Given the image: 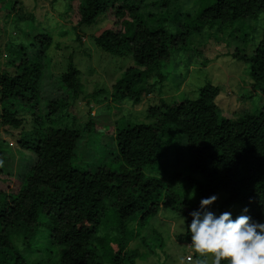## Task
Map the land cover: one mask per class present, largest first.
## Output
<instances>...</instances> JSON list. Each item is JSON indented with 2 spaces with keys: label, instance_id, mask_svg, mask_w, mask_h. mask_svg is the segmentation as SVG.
Segmentation results:
<instances>
[{
  "label": "trees",
  "instance_id": "obj_1",
  "mask_svg": "<svg viewBox=\"0 0 264 264\" xmlns=\"http://www.w3.org/2000/svg\"><path fill=\"white\" fill-rule=\"evenodd\" d=\"M57 1L65 3L66 15L75 0L52 4ZM188 1L157 0L154 6L144 0H78V20L72 27L91 26L107 16L114 28L95 37V45L103 53L132 61L112 84L111 103L138 104L157 86L162 88L168 82L162 74L165 63L173 50L186 49L190 39H204L205 45L212 37L219 39L224 27L243 25L264 13V0H198V7L188 3L182 9ZM40 37L41 53L29 56L31 46L19 47L11 62L14 73L0 74V133L11 135L21 160L31 154L18 187L0 166V264H29L15 241L29 248L41 228L53 249L34 264H50L54 257L53 264H135L137 253L128 249L134 239L151 254L163 250L162 236L151 225L161 208L185 217L187 225L188 213L198 208L200 199L218 193L225 195L224 206L238 205L233 218L247 207L252 219L264 220V27L248 55L239 49L231 54L249 65L251 89L262 96L258 109L222 117L215 104L219 89L206 84L195 99L149 107L151 123L115 121L107 133L111 159L96 172L76 167L73 159L82 135L99 129L91 117L76 123L67 110L78 99L90 105L89 97L97 92L83 95L80 71L69 56L59 82L70 95L48 101L44 114L38 112L42 57L52 61L47 53L51 38ZM76 41H81L79 35ZM198 53L204 65L207 59ZM54 117L67 125L50 127ZM175 134L185 146L182 157L188 174L174 173L171 179L194 192L191 205L163 180L142 172L164 153L172 155ZM180 237L190 241L186 230Z\"/></svg>",
  "mask_w": 264,
  "mask_h": 264
},
{
  "label": "rangeland",
  "instance_id": "obj_2",
  "mask_svg": "<svg viewBox=\"0 0 264 264\" xmlns=\"http://www.w3.org/2000/svg\"><path fill=\"white\" fill-rule=\"evenodd\" d=\"M0 0V74L14 73L11 62L19 47L31 46L28 55L39 54L44 48L40 44L44 34L51 38V47L47 53L51 56V62H46L42 57V69L39 84L40 101L38 112L44 114L48 101L66 98L70 92L63 89L59 82L60 72L67 65V58L72 57L73 65L80 71V81L83 85V95H90V105L85 100L78 99L67 112L75 116L76 123L92 118L93 124L98 130L95 133L84 134L77 143L73 164L76 167L96 172L111 159V143L108 134L115 121L124 124H148L152 122L148 116L149 107L158 106L160 102L171 103L174 100L195 99L200 87L210 84L219 89L215 98L218 114L222 117L234 118L244 111L254 112L262 104V96L259 91H252V81L248 75V63L233 58L231 54L236 49L244 51L246 55L258 40L264 27V13L257 18L245 21L243 25L235 23L221 29L219 39L212 37L205 45L204 39L195 41L190 39L189 46L184 50H173L168 62L165 63L162 74L168 82L161 88L157 86L153 93L143 96L140 103L132 102L111 103L108 94L112 84L121 76L123 71L132 66L130 58L115 57L103 53L95 45L94 38L107 29L114 28L112 20L103 15L98 17L91 26L72 27L78 20V0L71 2L70 11L65 12V3L52 0ZM157 0H144V3H155ZM180 2L188 0H179ZM198 0H190L184 4L187 8L198 7ZM198 4V5H197ZM26 16V18H24ZM23 17V18H22ZM80 36L81 41H76ZM198 44L203 45L199 49ZM207 59L202 65V58ZM49 57V56H48ZM50 58V57H49ZM15 109V105L13 108ZM60 116V114H59ZM54 117L50 127L66 126ZM62 120V119H61ZM67 120V119H66ZM26 127V124L24 125ZM95 130V131H96ZM101 130V131H100ZM109 130V131H108ZM108 133V134H107ZM11 135L3 131L0 133V143L3 154L0 157L2 174L19 186L18 176L24 166L30 162L27 154L24 160L17 155V146L12 144ZM11 142L9 147L8 143ZM172 155L163 154L157 162L149 167H144L142 172L147 177L163 180L167 188L181 195L188 204L196 200L194 192L182 182H174L171 178L174 173L188 174L185 169V146L179 135L172 136ZM225 195L217 194V200L210 206V210L217 213L238 210L236 203L223 205ZM111 213L107 215V223H110ZM179 217L165 208L158 212V218L151 221L153 229L162 236L164 246L162 251L154 249L151 254L142 245L140 239H134L129 245L130 251H136L135 264H197L203 259L196 253L190 241L181 239L184 233L179 228ZM145 229L141 230L143 233ZM16 250L27 258L28 263L42 262L50 256L53 247H49L47 233L40 229L35 235L34 242L28 247L21 246L15 241ZM55 262V257L50 264ZM105 264H109L105 261ZM210 264V258H209Z\"/></svg>",
  "mask_w": 264,
  "mask_h": 264
},
{
  "label": "clouds",
  "instance_id": "obj_3",
  "mask_svg": "<svg viewBox=\"0 0 264 264\" xmlns=\"http://www.w3.org/2000/svg\"><path fill=\"white\" fill-rule=\"evenodd\" d=\"M217 200L215 194L201 198L198 208L188 213L190 222L181 216L180 230L190 233L193 250L203 259L197 264H264V220L256 221L246 213L233 218L232 213H217L210 206Z\"/></svg>",
  "mask_w": 264,
  "mask_h": 264
}]
</instances>
